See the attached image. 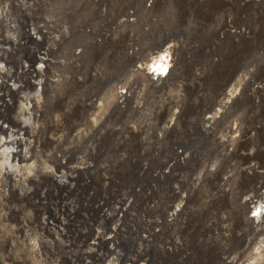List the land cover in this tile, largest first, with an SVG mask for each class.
<instances>
[{"label":"rangeland","instance_id":"obj_1","mask_svg":"<svg viewBox=\"0 0 264 264\" xmlns=\"http://www.w3.org/2000/svg\"><path fill=\"white\" fill-rule=\"evenodd\" d=\"M56 4L58 23L69 21L71 30L55 60L65 59L74 45L84 46V55L78 65L57 63L53 69V80L34 118L38 122L36 153L52 164L55 153L69 147L91 94L101 98L108 82L130 79L143 89L142 107H129L125 118L132 125H162L178 107L166 139H188L192 150L188 170L202 174L199 189L189 202L199 221L195 227L187 226L184 233L186 248L191 251L189 245L193 244L195 254L187 255L185 264H215L219 247L198 241L199 230L210 221L222 220L229 241L246 248L258 231L249 219L251 204L264 202V0H57ZM64 5L68 6L65 10ZM66 10L72 16H65ZM129 10L134 12L132 16H128ZM83 20H91L95 26L100 21L106 33L101 43L94 41L97 31L88 35L80 30ZM169 42L177 44L176 61L161 83L146 77L142 68L134 69L135 60L150 61L148 54ZM250 66L253 70L241 93L212 117L230 86ZM135 98L128 106L136 104ZM25 117L18 114L17 120L28 124L30 119ZM235 123L240 136L233 138ZM114 126L122 138L129 134L130 128ZM132 134L134 142L138 134ZM108 145L113 146V162L121 168L123 146ZM111 170L116 173L115 168ZM23 191L15 185V205L25 203L28 196ZM15 210V225L21 233L22 212ZM41 224L38 228L43 233ZM5 233L0 221V250L7 252V264L13 260L15 264H39L23 244L14 259ZM51 249L45 244L47 264ZM0 262L5 264L1 258Z\"/></svg>","mask_w":264,"mask_h":264},{"label":"built area","instance_id":"obj_2","mask_svg":"<svg viewBox=\"0 0 264 264\" xmlns=\"http://www.w3.org/2000/svg\"><path fill=\"white\" fill-rule=\"evenodd\" d=\"M56 1L0 0V136L15 135V158L22 163L38 148L34 118L55 65H78L84 55V46L74 45L65 59L55 60L71 30L69 21L58 23ZM132 13L129 10L128 16ZM64 15L72 16V12L66 10ZM99 22L95 26L83 20L80 30L88 35L97 31L94 41L101 43L106 33ZM176 47L169 42L162 48L168 55L166 72L146 77L154 83L166 79L175 65ZM160 54L154 49L147 59ZM134 62L137 70L146 60ZM102 91L101 98L93 93L87 100L69 147L55 153L52 169L34 178L27 191L25 204L38 214L46 244L52 248L49 264H185L187 255L195 254L193 244L191 251L186 248L184 233L199 221L189 202L202 174L188 170L192 155L188 139H166L179 109L174 108L162 125H132L125 113L131 106L141 109L142 87L123 79L108 82ZM135 96L136 104L128 106ZM18 114L29 116L30 122L18 121ZM116 123L130 128L126 140L117 135ZM232 129L233 138L240 136L238 123ZM132 132L138 134L134 142ZM111 142L124 148L119 153V159L125 160L121 168L113 162ZM250 214L258 231L243 249L229 241L222 220L210 221L199 230L198 241L219 247L215 264H264V248H260L264 220Z\"/></svg>","mask_w":264,"mask_h":264},{"label":"bare ground","instance_id":"obj_3","mask_svg":"<svg viewBox=\"0 0 264 264\" xmlns=\"http://www.w3.org/2000/svg\"><path fill=\"white\" fill-rule=\"evenodd\" d=\"M156 50H158V53H162L159 58L153 57L152 60L141 64V68L145 70L147 74L164 73L169 67L168 55L160 48ZM252 70L253 68L250 66L238 76L223 97L221 104L212 112V117L219 115V113L223 111V106L233 102L237 95L241 93L242 86L249 78V74ZM28 118L30 119V117H25V119ZM51 169L52 165L37 153L23 159V163L17 161L15 158V135L10 138H8V136L1 138L0 136V221L2 228L6 232V236L10 238L11 249L9 251L14 255V259L15 252H19L21 250V244H23L32 255L34 253L37 256L34 261H37L39 264L48 263L44 250L47 239L44 233L40 232L38 228V223L42 222L39 221L40 218L37 219L32 207L29 208L25 203L15 205L14 193L15 185L20 186V188L24 190V194L27 193L31 187L30 182L33 181L34 178L39 179L42 174L49 172ZM262 200L257 201L252 208V212L254 213L253 216L257 220L264 219V202ZM17 208L22 212L21 220L23 222L24 232L21 233L19 231L20 227L15 225V211H18L15 209ZM260 248H264V245H261ZM263 254L264 253L261 255ZM7 255V252L1 248L0 258L5 264L9 261ZM8 264H15V261L13 260V262H9Z\"/></svg>","mask_w":264,"mask_h":264}]
</instances>
